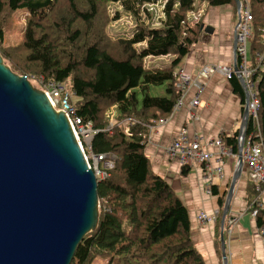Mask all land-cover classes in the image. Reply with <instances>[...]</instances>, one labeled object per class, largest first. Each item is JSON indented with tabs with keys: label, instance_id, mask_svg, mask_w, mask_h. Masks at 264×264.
Returning <instances> with one entry per match:
<instances>
[{
	"label": "trees",
	"instance_id": "16d2710c",
	"mask_svg": "<svg viewBox=\"0 0 264 264\" xmlns=\"http://www.w3.org/2000/svg\"><path fill=\"white\" fill-rule=\"evenodd\" d=\"M196 1L212 9H237V0H165L162 4L161 0H0V55L5 63L38 88L41 81L66 83L77 115L97 131L92 153L114 162L107 177L99 179L97 228L84 238L71 264H93L96 258L108 264H207L192 241L188 209L153 171L145 152L151 133L148 126L166 120L180 98L176 69L203 36V16H191L200 11ZM249 1L254 20L248 45L250 59H254L264 54V0ZM113 5L136 20L131 34L109 35L110 24L121 20L118 9L111 17ZM20 11L26 15L22 40L7 46L4 39L12 30V16ZM161 57H171V64L163 68L144 64ZM254 80H258V122L249 117L245 142L261 141L264 148V60ZM230 82L245 105L238 78L234 76ZM164 84L165 97L149 95L151 86ZM125 121H129L126 127L122 125ZM239 137L236 132L220 139L238 155ZM190 171V166L182 167L183 175ZM210 192L219 195L214 186ZM227 192L218 197L221 256ZM256 196L250 182L247 206ZM256 220L258 226L264 223V210ZM228 230L226 218L224 237Z\"/></svg>",
	"mask_w": 264,
	"mask_h": 264
},
{
	"label": "water",
	"instance_id": "95a60500",
	"mask_svg": "<svg viewBox=\"0 0 264 264\" xmlns=\"http://www.w3.org/2000/svg\"><path fill=\"white\" fill-rule=\"evenodd\" d=\"M240 23V1H236ZM212 35L214 29L202 26ZM235 40V37H234ZM236 41L233 69L238 72ZM245 93L236 170L222 215L223 226L244 167L249 120ZM26 76L12 72L0 55V264H71L79 245L99 222L96 175L65 114Z\"/></svg>",
	"mask_w": 264,
	"mask_h": 264
},
{
	"label": "crops",
	"instance_id": "0c3cea01",
	"mask_svg": "<svg viewBox=\"0 0 264 264\" xmlns=\"http://www.w3.org/2000/svg\"><path fill=\"white\" fill-rule=\"evenodd\" d=\"M203 20L204 26L214 29L212 35L203 32L201 41L182 60L176 73L185 71L194 76L207 64L234 65L235 40L232 27L238 22V12L235 15L232 7L207 8ZM204 10H201V12ZM153 62L167 60L171 64L172 58H150ZM204 90L199 94V87H191L183 98L182 107L176 113L166 118V123L155 128L149 136L146 155L151 162L153 171L161 176L177 194L188 209L191 219V237L196 250L203 256L207 264H225L220 255L217 242V224L201 225L196 217L200 213L209 216H218V197L225 195L227 186L236 170L237 157H226L222 161L218 157V149L208 146L207 151L213 155L209 169L223 164L224 178L215 173L211 180L207 179L206 166H193L187 175L182 174L181 164L170 160L167 149L177 138L180 129L186 128L189 137L202 136L206 142L217 140L221 135H234L241 131L244 106L241 99L233 91L230 80L218 75L209 76L203 80ZM199 96L201 106L193 108L192 101ZM250 184L247 168L244 166L242 175L237 182L231 203L229 220L236 219L234 226L228 225L225 236L227 264H260L264 260V237L258 231L257 220L247 214V187ZM214 186L219 195L209 193ZM222 249V244H221Z\"/></svg>",
	"mask_w": 264,
	"mask_h": 264
},
{
	"label": "built area",
	"instance_id": "2783aa9c",
	"mask_svg": "<svg viewBox=\"0 0 264 264\" xmlns=\"http://www.w3.org/2000/svg\"><path fill=\"white\" fill-rule=\"evenodd\" d=\"M240 23L237 29L234 27L233 36L236 41V62L238 65V72H235L233 66H225L220 64H207L203 66L196 75L192 76L185 71L176 73V89L180 92L178 103L173 109L176 113L182 107L183 98L187 91L193 87H199V94L204 90L203 80L209 76L218 75L226 80L232 77L240 76L245 83L247 96H248V111L249 117L258 122V80H254V74L263 66L264 54H257L254 59H248V44L253 38V14L249 0H240ZM203 11L192 13L194 19L203 16ZM264 37V28L261 30ZM40 90L44 92L50 100L52 106L58 112L65 114L68 119L74 134L78 140L79 146L83 151L86 161L96 175L97 180L107 177V172L114 167V162L107 159L104 155H95L91 151V142L97 131L93 128L92 124L85 123L81 117L77 115V111L72 104L73 95L68 90L66 83L59 82H43L41 81ZM201 106L199 96H197L190 105V112L193 108ZM166 123V120H159L154 122L153 125L148 126L150 132L155 128L161 127ZM129 124V121L122 123L124 127ZM260 138V135H258ZM213 146L218 149L219 160L222 161L226 157H237L232 151L224 146L221 139L206 142L200 135L189 137L186 128L180 129L177 138L172 145L167 149V156L170 160L178 161L181 166H206L209 169L210 162L213 155L207 151L208 146ZM243 162L247 168L250 182L255 186L257 193L252 205L246 207L247 214L253 218L259 216V212L264 210V148L261 141L249 140L245 142L243 151ZM215 173L219 178H224L223 164L219 163L217 168H212L207 171V179L211 180ZM210 192V189L208 191ZM201 225H210L216 222L217 217L200 213L196 217ZM236 224V219L229 220L230 227ZM258 231L264 237V223L258 226ZM260 264H264L261 262Z\"/></svg>",
	"mask_w": 264,
	"mask_h": 264
},
{
	"label": "rangeland",
	"instance_id": "374dc122",
	"mask_svg": "<svg viewBox=\"0 0 264 264\" xmlns=\"http://www.w3.org/2000/svg\"><path fill=\"white\" fill-rule=\"evenodd\" d=\"M164 1L165 0H161L160 4H162ZM195 7H196L197 11L205 10V9H202V5L199 1H196ZM115 9L119 10L120 15H121V20L116 22V23L113 22L112 24H110V26L108 28L109 35L112 38H116L117 36H120V35L131 34L132 30L135 28V26L137 24L136 20L134 18H131L128 13L124 12L123 9L119 8L117 5L110 6L109 12H110L111 17H112L113 11ZM232 12L235 15L234 8H232ZM25 16H26L25 13L21 12V11L17 12L16 14H14L12 16V22H13L12 30L10 31L9 34L6 35V37L4 39V42L7 46L8 45H17L21 42L22 30H23V27L25 24L24 23L25 22ZM203 22H204V20H203ZM234 27L235 26L232 27V35H233ZM140 48H142V46H139V49ZM249 48H250V45H248V59L250 61ZM144 64L147 68H158V67L163 68V67H168L170 65V64H168L167 60L157 61L155 63V62H153V60H150V59L145 60ZM31 84L35 88L40 89L37 86H35L32 82H31ZM166 87H167V84H164L161 86H156V87L151 86L150 90H149V95L151 97H165L166 96ZM138 97L140 100H142V95L140 92L138 93ZM93 264H108V262L105 260H102L100 258H96L94 260Z\"/></svg>",
	"mask_w": 264,
	"mask_h": 264
},
{
	"label": "bare ground",
	"instance_id": "6f19581e",
	"mask_svg": "<svg viewBox=\"0 0 264 264\" xmlns=\"http://www.w3.org/2000/svg\"><path fill=\"white\" fill-rule=\"evenodd\" d=\"M50 102V101H49ZM51 103V102H50ZM75 135V134H74ZM75 137H76V135H75Z\"/></svg>",
	"mask_w": 264,
	"mask_h": 264
}]
</instances>
